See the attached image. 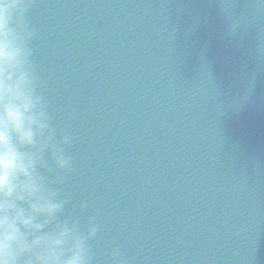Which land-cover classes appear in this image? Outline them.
I'll use <instances>...</instances> for the list:
<instances>
[{
  "label": "water",
  "instance_id": "water-1",
  "mask_svg": "<svg viewBox=\"0 0 264 264\" xmlns=\"http://www.w3.org/2000/svg\"><path fill=\"white\" fill-rule=\"evenodd\" d=\"M28 19L96 264L115 246L128 264H264V0H36Z\"/></svg>",
  "mask_w": 264,
  "mask_h": 264
},
{
  "label": "clouds",
  "instance_id": "clouds-1",
  "mask_svg": "<svg viewBox=\"0 0 264 264\" xmlns=\"http://www.w3.org/2000/svg\"><path fill=\"white\" fill-rule=\"evenodd\" d=\"M36 0H0V264H96V216L68 215L73 135L52 123L33 61ZM81 217H85L83 222ZM108 264H128L118 246Z\"/></svg>",
  "mask_w": 264,
  "mask_h": 264
}]
</instances>
